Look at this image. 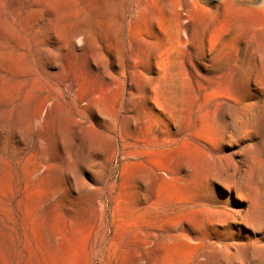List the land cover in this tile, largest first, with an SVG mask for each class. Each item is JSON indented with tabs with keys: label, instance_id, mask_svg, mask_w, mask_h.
Listing matches in <instances>:
<instances>
[{
	"label": "rangeland",
	"instance_id": "1",
	"mask_svg": "<svg viewBox=\"0 0 264 264\" xmlns=\"http://www.w3.org/2000/svg\"><path fill=\"white\" fill-rule=\"evenodd\" d=\"M263 193L264 0H0V264H264Z\"/></svg>",
	"mask_w": 264,
	"mask_h": 264
},
{
	"label": "bare ground",
	"instance_id": "2",
	"mask_svg": "<svg viewBox=\"0 0 264 264\" xmlns=\"http://www.w3.org/2000/svg\"><path fill=\"white\" fill-rule=\"evenodd\" d=\"M180 1V0H179ZM158 2V1H157ZM164 3V2H163ZM107 5H108V3H107ZM107 7V6H106ZM145 11V10H144ZM153 19V18H152ZM155 20H156V17H155ZM152 22H153V20H152ZM151 24V23H150ZM158 35V34H157ZM137 36H139V35H137ZM141 36V35H140ZM139 36V37H140ZM154 37H155V35H154ZM157 38V37H156ZM129 42V41H128ZM138 69H140V68H138ZM160 69V68H159ZM159 69H158V71H159ZM164 70H165V67L163 68ZM164 72V71H163ZM165 73V72H164ZM145 76V75H144ZM184 156H185V158L187 159V160H191V158L189 157V155L187 154H184ZM260 166H262V165H260ZM259 168V167H258ZM259 170V169H258ZM245 172V171H244ZM239 174V173H238ZM226 175V174H225ZM243 177V176H242ZM223 179V178H222ZM228 179V178H227ZM226 179V180H227ZM239 179V178H238ZM237 179V180H238ZM247 179H249V178H247ZM251 180V179H250ZM255 180V179H254ZM261 183V182H260ZM243 185V184H242ZM237 188V187H236ZM256 188V187H255ZM248 190V189H247ZM261 190H262V188H261ZM252 191V190H251ZM254 193V192H253ZM264 194V193H263ZM259 195H260V193H259ZM239 196V195H238ZM242 196H243V194H242ZM247 196H249V194L247 195ZM240 197V196H239ZM260 197V196H259ZM262 197V196H261ZM255 198V197H254ZM254 198H252L251 197V200L253 199L254 200ZM242 199H243V197H242ZM256 199V198H255ZM261 200V199H260ZM248 201V200H247ZM253 202V201H252ZM252 202H250V203H252ZM257 202H258V200H257ZM256 203V202H255ZM255 207H256V205H254ZM259 207V206H258ZM262 207V206H261ZM261 207L259 208V209H261ZM216 208V207H215ZM253 209V208H252ZM252 209H251V213H252ZM253 210H256V209H253ZM230 211V210H229ZM260 211V210H259ZM245 213H246V211H245ZM260 219V218H259ZM251 220V219H250ZM250 222V221H249ZM257 224V223H256ZM233 225V224H232ZM249 225H251V224H249ZM254 225V224H253ZM262 226V225H261ZM240 229V228H239ZM255 229V228H254ZM249 245V244H248ZM264 246V245H263Z\"/></svg>",
	"mask_w": 264,
	"mask_h": 264
}]
</instances>
